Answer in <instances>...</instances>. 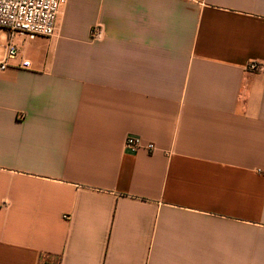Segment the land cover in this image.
I'll list each match as a JSON object with an SVG mask.
<instances>
[{
	"label": "crops",
	"instance_id": "obj_1",
	"mask_svg": "<svg viewBox=\"0 0 264 264\" xmlns=\"http://www.w3.org/2000/svg\"><path fill=\"white\" fill-rule=\"evenodd\" d=\"M12 40L0 264H264V0H66Z\"/></svg>",
	"mask_w": 264,
	"mask_h": 264
},
{
	"label": "built area",
	"instance_id": "obj_2",
	"mask_svg": "<svg viewBox=\"0 0 264 264\" xmlns=\"http://www.w3.org/2000/svg\"><path fill=\"white\" fill-rule=\"evenodd\" d=\"M66 0H0V31L8 34L6 43L0 41V71L10 66L20 50L14 44V34L25 36L28 40L38 37H53L58 32V19ZM104 34L101 27L92 29V36L100 38ZM22 68H30L31 62L22 58ZM248 70L253 72L264 71V64L251 62ZM126 148L132 151L146 149L154 151L153 144L143 145L138 139L128 137Z\"/></svg>",
	"mask_w": 264,
	"mask_h": 264
},
{
	"label": "rangeland",
	"instance_id": "obj_3",
	"mask_svg": "<svg viewBox=\"0 0 264 264\" xmlns=\"http://www.w3.org/2000/svg\"><path fill=\"white\" fill-rule=\"evenodd\" d=\"M6 34V38L8 37V34ZM20 39H23V38H20ZM7 40V39H6ZM18 41V44L22 47V49L24 50V47L26 46V44L24 43V40H19V39H16ZM25 44V45H24Z\"/></svg>",
	"mask_w": 264,
	"mask_h": 264
}]
</instances>
